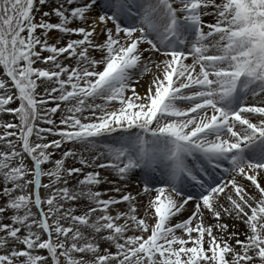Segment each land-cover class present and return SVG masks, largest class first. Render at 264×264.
<instances>
[{
  "label": "snow or ice",
  "instance_id": "obj_1",
  "mask_svg": "<svg viewBox=\"0 0 264 264\" xmlns=\"http://www.w3.org/2000/svg\"><path fill=\"white\" fill-rule=\"evenodd\" d=\"M0 264H264V0H0Z\"/></svg>",
  "mask_w": 264,
  "mask_h": 264
},
{
  "label": "rangeland",
  "instance_id": "obj_2",
  "mask_svg": "<svg viewBox=\"0 0 264 264\" xmlns=\"http://www.w3.org/2000/svg\"><path fill=\"white\" fill-rule=\"evenodd\" d=\"M13 107H15L16 105L14 104V105H12ZM13 118H12V116H10V115H6L5 116V120H9V121H11ZM41 126H45V125H42L41 124ZM46 182V181H45Z\"/></svg>",
  "mask_w": 264,
  "mask_h": 264
},
{
  "label": "bare ground",
  "instance_id": "obj_3",
  "mask_svg": "<svg viewBox=\"0 0 264 264\" xmlns=\"http://www.w3.org/2000/svg\"><path fill=\"white\" fill-rule=\"evenodd\" d=\"M207 19V18H206ZM141 91H142V89H141ZM3 119H5V116L3 117ZM241 239H243V237H241Z\"/></svg>",
  "mask_w": 264,
  "mask_h": 264
}]
</instances>
